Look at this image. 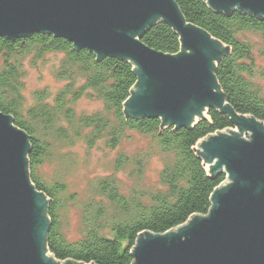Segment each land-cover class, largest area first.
Listing matches in <instances>:
<instances>
[{
	"label": "trees",
	"instance_id": "obj_1",
	"mask_svg": "<svg viewBox=\"0 0 264 264\" xmlns=\"http://www.w3.org/2000/svg\"><path fill=\"white\" fill-rule=\"evenodd\" d=\"M173 1L187 23L228 48L214 71L226 104L237 115L264 124V17L237 10L226 13L212 8L207 0ZM248 34L258 37L256 46ZM141 41L169 55L181 50L179 35L162 21L149 26ZM48 54L59 58L55 79L64 85L54 97L37 91L34 105L26 106L23 61ZM133 69L129 61L98 59L87 49L76 50L68 40L50 34L0 39V112L11 116L14 125L29 137L28 175L48 202L46 249L58 262L131 264L139 234H163L193 215H206L212 192L225 180L224 174L206 170L196 146L209 136L235 129L230 116L206 109L190 128L162 127L160 118L126 116L124 102L137 82ZM84 96L100 103L101 109L77 115L75 105ZM128 133L142 136L147 143L134 155L118 153L113 164L117 171L129 170L134 186L123 192L114 176L96 181L90 198L81 206L80 236L68 240L61 213L69 203H78L77 195L59 178L46 181L38 170L51 154L72 148L75 142L82 141L88 148L102 142L106 149L117 150L129 138ZM151 156L162 160V168L159 187L146 191L139 186Z\"/></svg>",
	"mask_w": 264,
	"mask_h": 264
},
{
	"label": "water",
	"instance_id": "obj_2",
	"mask_svg": "<svg viewBox=\"0 0 264 264\" xmlns=\"http://www.w3.org/2000/svg\"><path fill=\"white\" fill-rule=\"evenodd\" d=\"M207 1L226 13L264 17V0ZM157 21L179 35L178 54L142 43ZM38 33L66 39L98 59L131 62L137 82L124 102L126 116L190 128L206 109H217L233 120L236 130L196 146L206 170L226 175L207 214L163 234H139L131 264H264V124L225 102L214 71L228 48L187 23L173 0H0V39ZM29 150L28 135L0 112V264H82L47 254L48 202L30 182Z\"/></svg>",
	"mask_w": 264,
	"mask_h": 264
},
{
	"label": "rangeland",
	"instance_id": "obj_3",
	"mask_svg": "<svg viewBox=\"0 0 264 264\" xmlns=\"http://www.w3.org/2000/svg\"><path fill=\"white\" fill-rule=\"evenodd\" d=\"M247 36L255 46L258 44L257 36L253 34ZM58 60V57L48 54L42 59L35 60L34 57H28L23 61V95L26 106L34 105L33 96L37 91H46L54 97L57 90L64 85L63 82L55 79ZM261 84L264 87V81H261ZM100 109V103L87 99L85 96L75 105L77 115H89ZM127 135L129 138H126L117 150L106 149L102 142H98L92 148H88L82 141L75 142L72 148L55 152L57 155L51 154V157L46 159L38 170L46 181L50 182L59 178L69 192L77 195L78 203H69L61 213L63 231L68 240L74 241L80 236L81 206L90 198V188L96 181L114 176L119 181L123 192L134 186L135 182L130 178L129 170H115L113 161L118 153L134 155L146 145L147 141L135 133ZM244 138L248 140L249 133L244 134ZM161 168L162 160L158 156H151L145 163L139 187L146 191L158 188V175Z\"/></svg>",
	"mask_w": 264,
	"mask_h": 264
}]
</instances>
